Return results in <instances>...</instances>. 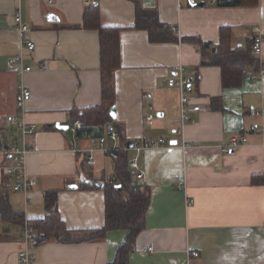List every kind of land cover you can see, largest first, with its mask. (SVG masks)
<instances>
[{
	"label": "crops",
	"instance_id": "crops-1",
	"mask_svg": "<svg viewBox=\"0 0 264 264\" xmlns=\"http://www.w3.org/2000/svg\"><path fill=\"white\" fill-rule=\"evenodd\" d=\"M138 1L156 9L179 40L151 42L146 30L133 28V0H0V149L20 140L16 126L6 120L17 114L20 82L30 91L20 116L36 125L26 137L30 150L24 164L35 185L14 191V180L5 173L9 156L0 152V188L10 184L5 196L24 220L43 218V192L57 190V208L68 228L104 224L103 191L82 184L112 177L113 159L105 151L118 147L120 140L91 145L90 138L68 128L74 121L72 108L102 100L98 31L81 27L84 9L96 5L103 26L120 28L113 120L121 126L122 140H164L139 151L128 148L129 159L135 158L145 172L141 182L151 189L145 227L135 237L129 264H264V74L255 79L246 75L264 68V0L242 6L211 0ZM17 13L29 28L32 50L21 44ZM258 33L263 36L261 53L255 55L259 66L255 71L247 61L235 76L237 83L227 86L220 67L201 65L200 48L186 40L195 37L215 47L225 36L231 49L245 52ZM18 54L31 67L21 75L9 62ZM177 66L193 84L184 110L175 84ZM195 105L201 109L193 111ZM254 123L257 129L251 128ZM233 139L239 144L224 152ZM20 229L0 213V264H18ZM126 235L118 229L98 241H51L32 248V264H107ZM192 251L198 256L192 257Z\"/></svg>",
	"mask_w": 264,
	"mask_h": 264
},
{
	"label": "trees",
	"instance_id": "trees-1",
	"mask_svg": "<svg viewBox=\"0 0 264 264\" xmlns=\"http://www.w3.org/2000/svg\"><path fill=\"white\" fill-rule=\"evenodd\" d=\"M133 1L135 4L133 28L146 30L151 42H176L179 40L173 33V28L160 21L156 9L143 8L138 0ZM256 3L257 0H222L221 5L242 6ZM81 27L98 31L102 100L101 103L88 108L71 109L72 118L81 123V127L77 130V136L98 139L103 137V129L107 125H111V130L116 131L120 140L118 147L105 151L113 159L112 177L102 181L101 184L95 182L82 184L83 188H99L103 191L104 224L99 228H68L57 208V190L43 192V206L46 211L43 218L24 220L21 212L11 209L5 196V192L10 187L9 183L2 184L0 188L2 191L0 194V213L3 220L18 224L21 227L27 221L35 232L34 247L51 241L57 243L98 241L105 238L109 231L126 230L127 235L124 242L118 245L113 260L107 264H129V253L133 250L135 237L145 227V215L151 199V189L147 184L133 179L129 175L128 148L132 141L122 140L121 126L108 113L109 108L114 104L113 73L121 66L120 28L103 26L100 21L99 8L96 5H89L84 9ZM186 40L197 44L200 48L201 65L220 67L224 86L237 83L235 76L242 73L247 61L253 65L255 71L259 66L258 58L252 55L251 48L245 52L231 49L225 36L221 37L219 44L215 47L202 43L195 37H188ZM4 174L3 172L2 175ZM116 184H120V190L115 188Z\"/></svg>",
	"mask_w": 264,
	"mask_h": 264
},
{
	"label": "built area",
	"instance_id": "built-area-1",
	"mask_svg": "<svg viewBox=\"0 0 264 264\" xmlns=\"http://www.w3.org/2000/svg\"><path fill=\"white\" fill-rule=\"evenodd\" d=\"M48 2H52V0H48ZM213 4L221 5L222 0H211ZM93 4L95 2H92ZM15 21V28L17 30L18 36L21 40V44L25 46L28 50H32L35 45L32 41L28 40L26 37L27 32L29 31L28 26L22 22L20 14H15L14 17ZM257 31V30H256ZM262 42H263V36L261 34H255L251 37V51L253 55L258 56L261 53L262 49ZM9 62L11 65L16 67V72L18 74H22L23 72H27L31 70V67L28 65L23 64V57L22 55L18 54L10 58ZM40 68L42 69L43 66L41 65ZM176 79L175 84L179 87L180 90V101L181 105L183 106V109L185 106L189 103V97L187 93L193 91V84L191 81L185 76L184 74V68L182 66H177L174 68ZM264 74V68L261 67L257 72L249 71L246 72V75L251 78L255 79L258 75ZM30 97V91L23 86L22 82L18 84L17 88V97H16V108H17V114L8 115L6 117V120L11 122L13 125L16 126V128L20 131V140L17 144L10 145L8 147L1 148L0 152L2 154H7L10 159V164L6 166L5 173L8 174L14 181L12 184V189L14 191H26L32 186L35 185V180L28 177L24 172V164H25V158L27 152L30 150L29 147L26 144V137L36 130V125L33 123H27L23 120V118L20 116L24 103L29 99ZM191 109L193 111H199L201 108L198 105L192 106ZM184 119H188V114H185L183 112L182 114ZM149 119V117H148ZM81 127V123L79 120L75 119L73 123L68 127L69 130L75 134L77 130ZM259 127L258 123H254L251 128L257 129ZM106 139H109L112 141V143L115 145L117 141V133L115 130H111L108 132L106 137H100L98 139H90L91 145H99L100 147H104ZM245 138H242L241 141H245ZM163 139H158L155 142H148L145 141L142 144H138L137 142H132L131 147L135 149L136 151H139L145 147H148L150 145H161L163 144ZM239 144V141L236 139H233L231 143L224 147V152H230L234 147H236ZM116 147L113 146L114 149ZM107 150V149H106ZM89 160L93 159V156L91 153H89L88 156ZM128 166H129V175L133 179H137L139 181H142L145 177V172L143 170H140L138 168V165L136 163L135 158H131L128 160ZM190 203V201H188ZM20 239L23 244V248L20 249L18 253V264H32L35 259V254L32 251L33 243L35 240V232L33 227L26 221L24 223V226L20 229ZM147 250H152V245H150ZM192 257H197L198 252L192 251L190 253Z\"/></svg>",
	"mask_w": 264,
	"mask_h": 264
},
{
	"label": "water",
	"instance_id": "water-1",
	"mask_svg": "<svg viewBox=\"0 0 264 264\" xmlns=\"http://www.w3.org/2000/svg\"><path fill=\"white\" fill-rule=\"evenodd\" d=\"M204 3V1H201V2H198L197 4L198 5H202ZM109 115H110V117L112 118V119H115V106L114 105H112L111 107H110V109H109ZM57 126L59 127V128H61V129H66V126H61V125H58L57 124ZM111 127H109L108 128V131H111ZM99 184H101V183H99ZM77 187V185H75V184H70L69 185V188H76ZM115 188L117 189V190H120L121 189V186H120V184H116L115 185Z\"/></svg>",
	"mask_w": 264,
	"mask_h": 264
},
{
	"label": "rangeland",
	"instance_id": "rangeland-1",
	"mask_svg": "<svg viewBox=\"0 0 264 264\" xmlns=\"http://www.w3.org/2000/svg\"><path fill=\"white\" fill-rule=\"evenodd\" d=\"M19 131V130H18ZM19 135H20V131H19Z\"/></svg>",
	"mask_w": 264,
	"mask_h": 264
}]
</instances>
